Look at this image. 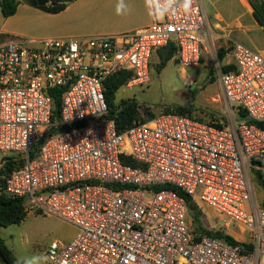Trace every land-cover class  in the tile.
Instances as JSON below:
<instances>
[{"label":"built area","instance_id":"2783aa9c","mask_svg":"<svg viewBox=\"0 0 264 264\" xmlns=\"http://www.w3.org/2000/svg\"><path fill=\"white\" fill-rule=\"evenodd\" d=\"M146 1L142 30L0 43V153L23 160L3 190L77 229L69 243L51 242L45 264H264V129L254 123L264 121V55L233 43L235 69L218 70L223 127L170 111L121 132L108 118L111 75L148 84L153 56L169 45L182 69L216 58L205 0L159 19ZM182 193L228 219L224 237L206 234L219 231L195 221Z\"/></svg>","mask_w":264,"mask_h":264},{"label":"rangeland","instance_id":"374dc122","mask_svg":"<svg viewBox=\"0 0 264 264\" xmlns=\"http://www.w3.org/2000/svg\"><path fill=\"white\" fill-rule=\"evenodd\" d=\"M247 9L253 0H245ZM207 8V2L205 0ZM246 13V11H243ZM250 17V15H249ZM3 17L0 9V22ZM255 22H243L249 29L248 32L240 33L245 38L242 40L253 49L264 47V33L253 30ZM256 38V44H251L246 39ZM225 43L220 41L216 48V58H207L199 67L182 69L177 60L173 59L167 65L158 70L160 57L157 53L152 59V79L148 84L136 85L132 88L122 87L116 94V104L125 100H135L139 104L140 116L146 118L147 112L159 115L170 112L178 106L192 105L193 117L206 121L221 119L224 116V102L221 96L218 70L227 64V57L220 61L218 51ZM213 93L212 98L207 100L208 94ZM0 153V170L4 159ZM2 179V178H1ZM259 189V187H258ZM198 210L202 213L201 222L204 226H215L216 231H225L222 225L228 222L226 217L220 218L217 213L207 205L196 202ZM231 230L245 237L241 231L232 226ZM77 234V229L54 217L37 212H28L26 219L18 225H10L0 228V235L14 256L23 264L30 261L31 264H45V252L51 242L61 241L69 243Z\"/></svg>","mask_w":264,"mask_h":264},{"label":"crops","instance_id":"0c3cea01","mask_svg":"<svg viewBox=\"0 0 264 264\" xmlns=\"http://www.w3.org/2000/svg\"><path fill=\"white\" fill-rule=\"evenodd\" d=\"M17 1L19 4L16 14L0 22V43L9 39L38 43L46 39L122 35L142 30L151 23L146 0H76L58 13L47 12L45 8L51 2L45 3V0ZM121 2L124 5V12L118 14L117 5ZM206 2L205 9L215 54L220 41L225 43L222 48L229 51L235 42L247 45L242 42L245 37L240 35L249 31L243 22H255L253 30L264 33V28L254 17L252 5L247 9V1L206 0ZM246 39L251 44H256V38ZM256 50L264 55V47ZM226 57L229 63L231 61L229 52ZM206 96L209 100L213 93Z\"/></svg>","mask_w":264,"mask_h":264},{"label":"trees","instance_id":"16d2710c","mask_svg":"<svg viewBox=\"0 0 264 264\" xmlns=\"http://www.w3.org/2000/svg\"><path fill=\"white\" fill-rule=\"evenodd\" d=\"M76 0H45V3L51 2L45 10L49 13H58L64 10L67 5ZM17 0H0V9L4 18L11 17L16 14L18 8ZM252 7L254 10V17L258 24L264 28V0H253ZM229 49L220 48L218 51V58L220 61L225 60ZM160 57V64L158 66V70L163 69L167 63L173 59L176 60V48L173 45H169L167 47L162 48L158 51ZM235 69L234 65H223L221 67V73H228ZM131 71H119L115 74L111 75L106 83L105 95L109 105V114L108 118L114 120L116 127L119 131H124L127 128H130L135 121L140 118L139 113V104L135 100H125L122 101L119 105L116 104V94L117 92L125 86L128 79L131 77ZM60 90L55 88L51 90V94L54 98V113L52 117V122L54 124H58L60 122V112H61V98H60ZM173 112H177L183 115H188L193 117L194 107L192 105H184L178 106L172 109ZM147 117L145 120H150L155 115L147 112ZM241 117H245V113H240ZM199 120H203L198 118ZM224 121V118L209 120L208 122L217 127H223L221 121ZM205 121V120H203ZM260 128L264 129V121L263 122H254ZM57 131V128L53 126V128L46 134L49 136ZM38 149V148H36ZM131 165H136L135 163L128 161ZM23 165V160L16 159L15 156L6 157L4 159V164L2 169L0 170V228L8 227L10 225H18L21 224L27 217L28 211L25 207V202L20 198L9 197L3 190V186L6 178L15 170ZM2 178V179H1ZM189 207L194 213L195 221L198 224H202V213L198 210L196 203L192 200L191 197L181 194ZM206 234L213 237H224L220 232L213 233L205 231ZM227 240L232 243H235V240L230 236H225ZM0 264H23L20 262L12 253V251L8 248L5 243V240L0 235Z\"/></svg>","mask_w":264,"mask_h":264},{"label":"clouds","instance_id":"9594fccd","mask_svg":"<svg viewBox=\"0 0 264 264\" xmlns=\"http://www.w3.org/2000/svg\"><path fill=\"white\" fill-rule=\"evenodd\" d=\"M150 3L154 5V7L157 9L159 15L157 18H163V15L171 8L179 7L182 8L185 12H188L192 8L193 0H166L165 7L163 9L159 8L158 3L156 0H149ZM124 12V5L121 3H118L117 5V13L122 14ZM26 264H31L30 261H26Z\"/></svg>","mask_w":264,"mask_h":264}]
</instances>
